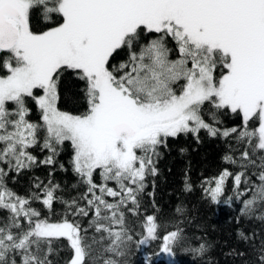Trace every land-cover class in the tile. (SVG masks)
<instances>
[{
	"label": "snow or ice",
	"instance_id": "6c2138e0",
	"mask_svg": "<svg viewBox=\"0 0 264 264\" xmlns=\"http://www.w3.org/2000/svg\"><path fill=\"white\" fill-rule=\"evenodd\" d=\"M189 136L224 147L202 201L264 224V0H0V264H130L154 243L204 262L187 207L154 198ZM238 235L229 255L264 264V230Z\"/></svg>",
	"mask_w": 264,
	"mask_h": 264
},
{
	"label": "trees",
	"instance_id": "16d2710c",
	"mask_svg": "<svg viewBox=\"0 0 264 264\" xmlns=\"http://www.w3.org/2000/svg\"><path fill=\"white\" fill-rule=\"evenodd\" d=\"M226 126H232L235 121L226 116L222 118ZM203 135V134H202ZM186 149L181 152L180 149ZM159 162L160 175L156 178L154 198L163 218L167 219L173 214L174 208L183 202L189 210V216L182 226L186 231L196 237H203L211 246L210 254L201 262L193 254L175 250L171 264H243V258L229 255L233 251H245L247 245L243 243L238 233L261 232L264 224L257 220H247L241 217L237 205H209L202 201L199 182L203 176H212L218 173L225 162L222 160L224 147L219 141L205 137L200 144L194 139L180 138L170 143L167 150H162ZM43 154H41L42 156ZM189 170V175L194 185L191 193L183 190L184 170ZM36 175L43 178L47 173L41 167L36 170ZM58 180L72 182L71 175L57 173ZM147 192H152L149 184ZM145 201H151L145 197ZM150 256L152 264H168L164 253L159 251V245L154 243L150 248H143L133 252L130 264H145V258Z\"/></svg>",
	"mask_w": 264,
	"mask_h": 264
},
{
	"label": "rangeland",
	"instance_id": "374dc122",
	"mask_svg": "<svg viewBox=\"0 0 264 264\" xmlns=\"http://www.w3.org/2000/svg\"><path fill=\"white\" fill-rule=\"evenodd\" d=\"M165 259L167 260L168 264L172 263V257H169L167 254L164 253Z\"/></svg>",
	"mask_w": 264,
	"mask_h": 264
}]
</instances>
